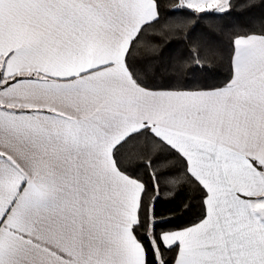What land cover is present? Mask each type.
<instances>
[{"label":"snow or ice","instance_id":"6c2138e0","mask_svg":"<svg viewBox=\"0 0 264 264\" xmlns=\"http://www.w3.org/2000/svg\"><path fill=\"white\" fill-rule=\"evenodd\" d=\"M0 264H264V0H0Z\"/></svg>","mask_w":264,"mask_h":264}]
</instances>
